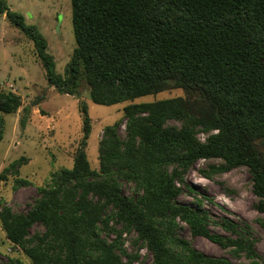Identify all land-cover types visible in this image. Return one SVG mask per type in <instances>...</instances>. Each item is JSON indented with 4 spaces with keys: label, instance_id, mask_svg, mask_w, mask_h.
Instances as JSON below:
<instances>
[{
    "label": "rangeland",
    "instance_id": "1",
    "mask_svg": "<svg viewBox=\"0 0 264 264\" xmlns=\"http://www.w3.org/2000/svg\"><path fill=\"white\" fill-rule=\"evenodd\" d=\"M6 1L11 9L25 16L27 23L38 26L46 38L47 51L54 57L56 72L67 77L68 64L77 46L71 0ZM72 89V94L66 93L48 82L33 40L1 14L0 93L16 94L20 105L12 112L1 113L4 125L0 140V264H68L65 242L53 239L44 223H32L29 234L14 242L8 236L4 215L9 213L11 220L26 218L43 197V190L51 193L57 187L55 174L75 168L83 138L82 101L88 103L92 122L85 150L91 167L100 174L96 181L110 183L133 201H142L143 212L168 231L170 241L183 238L205 254L224 257L234 264H263L264 214L255 208L258 198L248 167H228L222 159L201 158L188 165L155 163L148 167L131 160L147 144L144 140L154 141L156 134L147 119L148 113L138 112L130 120L126 107L174 98L189 102V117L167 118L161 126L166 137L180 141L172 146L180 151L205 144L218 132L208 121L212 111L208 100L197 90L170 80L144 95L100 104L93 98V79L83 65ZM26 106L29 111L23 125ZM256 143L264 153V139L258 138ZM112 149L118 157L105 159V152ZM220 166L225 169L218 170ZM56 195L50 206L58 214L68 209V202L81 198L89 202L91 209L102 204L105 207L95 228L83 235V264H154L146 239L119 217L114 205L90 192L81 182L58 190ZM60 201L64 206H59ZM171 205H187L200 216L206 214L210 219L207 228L212 233L238 238V243L224 247L195 233L188 221L173 215ZM222 220L237 223L240 231L225 230L219 224ZM79 222L83 224L85 217L78 210L69 226L76 235L81 231Z\"/></svg>",
    "mask_w": 264,
    "mask_h": 264
},
{
    "label": "trees",
    "instance_id": "2",
    "mask_svg": "<svg viewBox=\"0 0 264 264\" xmlns=\"http://www.w3.org/2000/svg\"><path fill=\"white\" fill-rule=\"evenodd\" d=\"M71 2L77 46L68 64L67 77L56 72L54 57L47 51L46 38L37 25L27 23L25 16L11 9L6 0H0V15L5 14L33 40L48 82L66 93H73L82 65L92 76L93 98L100 104H114L144 95L170 80L197 90L212 105L208 121L218 132L205 144L176 151L172 146L179 145L180 141L166 137L161 126L167 118L189 117L192 110L189 102L174 98L128 106L126 114L130 120L138 112L148 113L147 119L156 134V140H144L150 145L144 144L132 155V162L145 167L155 163L188 165L202 158L222 159L228 167L246 166L258 198L255 208L264 214V153L256 143L258 138L264 139V0ZM19 105L20 97L16 94L0 93V140L4 125L1 113L12 112ZM28 111L29 107H24L23 125ZM81 112L83 138L75 157V168L55 174L57 187L51 193L43 190V197L26 218L11 220L9 213L4 215L12 241H22L29 234L28 227L39 221L49 227L53 239L65 242L68 264H83L80 256L83 235L90 233L101 220L104 205L91 209L89 202L81 198L68 202V209L61 214L52 212L50 206L58 190L81 182L90 192L114 205L119 217L146 239L154 264H234L224 257L205 254L183 238L170 241L168 231L143 212L142 201H133L110 183L96 181L100 174L91 167L85 150L92 131L86 101L81 102ZM118 155L112 149L105 152L104 158L112 160ZM92 180L94 182H90ZM61 203L59 206H64ZM78 210L85 222L77 223L81 231L76 235L69 226ZM170 210L174 216L188 221L195 233L224 247L238 243V238L212 233L207 228L210 219L206 214L200 216L187 205H171ZM219 224L227 231H240L237 223L222 220Z\"/></svg>",
    "mask_w": 264,
    "mask_h": 264
}]
</instances>
